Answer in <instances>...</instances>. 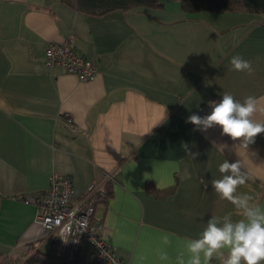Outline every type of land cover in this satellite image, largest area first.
I'll return each mask as SVG.
<instances>
[{
	"label": "crops",
	"instance_id": "crops-1",
	"mask_svg": "<svg viewBox=\"0 0 264 264\" xmlns=\"http://www.w3.org/2000/svg\"><path fill=\"white\" fill-rule=\"evenodd\" d=\"M161 4L92 16L61 0H0V260L21 263L32 246L54 253L34 223L36 208L21 200L46 191L52 174L72 179L75 200L92 183L107 189L94 211L99 237L126 264H162L159 250L178 264L211 217L242 218L211 187L225 159L249 175L237 195L264 207V133L244 147L219 126L201 131L186 122L209 114L224 92L264 106V16ZM68 39L93 61L92 80L46 67L47 45ZM233 55L253 72L231 70ZM77 260L90 262L88 241ZM210 264H222L219 254Z\"/></svg>",
	"mask_w": 264,
	"mask_h": 264
},
{
	"label": "clouds",
	"instance_id": "clouds-1",
	"mask_svg": "<svg viewBox=\"0 0 264 264\" xmlns=\"http://www.w3.org/2000/svg\"><path fill=\"white\" fill-rule=\"evenodd\" d=\"M230 66L234 71L253 72L251 61L239 55L231 57ZM259 99L249 95L241 101L224 92L219 102H209V114H191L186 122L201 131L219 126L223 135L248 147L264 133V121L253 118L257 112L264 114V106L259 104ZM165 118L166 107L163 108L161 122ZM184 147L187 149V145ZM218 171L221 176L210 181L212 189L220 199L241 210L242 218L232 222L229 216H225L221 224L218 217H211L198 238L188 239L186 247L189 256L185 260L181 254L178 264H210L217 254L222 264H264V207L251 203L254 197L248 193L237 195L238 188L249 180V175L240 161L230 163L227 159L218 166ZM161 240L165 245L171 243L168 235L162 236ZM158 259L162 264H168L170 257L166 251L159 250Z\"/></svg>",
	"mask_w": 264,
	"mask_h": 264
},
{
	"label": "built area",
	"instance_id": "built-area-1",
	"mask_svg": "<svg viewBox=\"0 0 264 264\" xmlns=\"http://www.w3.org/2000/svg\"><path fill=\"white\" fill-rule=\"evenodd\" d=\"M44 54L48 68L59 67L64 72L77 75L82 81L92 80L96 75L93 61L76 53L69 39L48 44ZM105 195L102 186L92 183L87 186L83 196L75 200L72 179L52 174L46 191L21 196V200L36 208L34 223L49 233L54 254L63 258L66 264H82L77 257L84 240L90 245L91 260L83 264H126L118 256L116 248L99 237L101 224L95 218L94 211ZM66 240L70 241V254L63 256Z\"/></svg>",
	"mask_w": 264,
	"mask_h": 264
},
{
	"label": "trees",
	"instance_id": "trees-1",
	"mask_svg": "<svg viewBox=\"0 0 264 264\" xmlns=\"http://www.w3.org/2000/svg\"><path fill=\"white\" fill-rule=\"evenodd\" d=\"M162 0H61V2L80 13L102 16L113 11H126L136 7L155 8ZM180 7L187 13L210 11L216 13L243 11L264 16V0H179ZM105 199L109 197L107 189ZM164 193L162 196H165ZM31 251L23 262L15 257H4L0 264H66L63 258L30 247Z\"/></svg>",
	"mask_w": 264,
	"mask_h": 264
}]
</instances>
